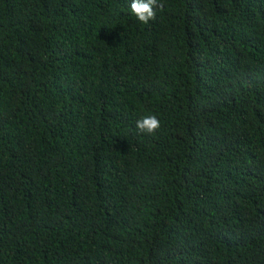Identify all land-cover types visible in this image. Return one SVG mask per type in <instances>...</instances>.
Listing matches in <instances>:
<instances>
[{"label":"trees","instance_id":"1","mask_svg":"<svg viewBox=\"0 0 264 264\" xmlns=\"http://www.w3.org/2000/svg\"><path fill=\"white\" fill-rule=\"evenodd\" d=\"M131 2L0 0V264H264V0Z\"/></svg>","mask_w":264,"mask_h":264},{"label":"clouds","instance_id":"2","mask_svg":"<svg viewBox=\"0 0 264 264\" xmlns=\"http://www.w3.org/2000/svg\"><path fill=\"white\" fill-rule=\"evenodd\" d=\"M158 0H132L131 10L136 18L143 24L156 19L157 8H162ZM161 127L156 115L144 116L136 122V128L141 133L152 134Z\"/></svg>","mask_w":264,"mask_h":264}]
</instances>
